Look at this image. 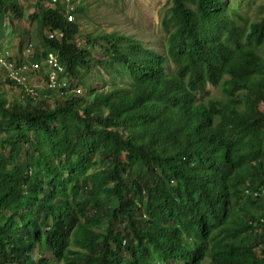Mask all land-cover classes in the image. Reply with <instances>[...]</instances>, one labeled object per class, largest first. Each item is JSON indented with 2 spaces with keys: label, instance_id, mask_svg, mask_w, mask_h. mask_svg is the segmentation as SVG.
Segmentation results:
<instances>
[{
  "label": "trees",
  "instance_id": "16d2710c",
  "mask_svg": "<svg viewBox=\"0 0 264 264\" xmlns=\"http://www.w3.org/2000/svg\"><path fill=\"white\" fill-rule=\"evenodd\" d=\"M48 2L30 17L38 58L78 78L100 47L110 88L53 105L0 90V264H264V209L245 192L264 183V15L245 26L228 0H171L158 52L118 31L81 46Z\"/></svg>",
  "mask_w": 264,
  "mask_h": 264
},
{
  "label": "rangeland",
  "instance_id": "374dc122",
  "mask_svg": "<svg viewBox=\"0 0 264 264\" xmlns=\"http://www.w3.org/2000/svg\"><path fill=\"white\" fill-rule=\"evenodd\" d=\"M18 2L24 12L22 18H15L10 10L4 9L0 13V55L22 60L27 56L24 51L27 42L31 41L35 49L40 50L42 46L44 37L37 21L30 17L37 9V4L47 7L49 2L48 0H18ZM74 3L75 7L80 9V11H75V21L80 25L78 42L81 46L84 45L83 39L87 35L95 36L118 31L120 34L142 40L147 48L152 47L158 52L164 50L167 33L163 30L161 21L172 4L171 0H74ZM228 7L230 16L236 19L240 25L249 26L250 23L261 19L264 15V0H228ZM241 16L245 20H242ZM46 32L48 30L43 32V35ZM91 49L95 58L103 57L100 47L96 48L94 45ZM259 52L264 57V44L259 47ZM39 55L44 57L43 52ZM95 58L90 60L91 68L88 72L81 66L82 74L78 78H69L71 90L67 95L74 91L84 93L92 87L99 92L110 88L109 74L102 66L96 64ZM41 68H46V65L42 64ZM8 82L4 72L0 69V90H5L9 98L20 97V88L12 86ZM44 88H46V79H44ZM44 88L39 86L38 90ZM45 93L50 105H53L58 99L56 93L50 90ZM204 95L206 97H224L219 86L212 85L206 87ZM262 108L264 109V106ZM101 166L102 164H99L97 168H101ZM71 249H74L73 245H71ZM52 263L65 264L63 260L56 258H53Z\"/></svg>",
  "mask_w": 264,
  "mask_h": 264
},
{
  "label": "clouds",
  "instance_id": "9594fccd",
  "mask_svg": "<svg viewBox=\"0 0 264 264\" xmlns=\"http://www.w3.org/2000/svg\"><path fill=\"white\" fill-rule=\"evenodd\" d=\"M59 1L63 5L64 11H65V13L67 15L68 20L69 21H75V19H76V16H75L76 7H75L74 0H70V4H72V6H73V9L70 12H67V8H66L67 5H66L65 2H62L61 0H59ZM69 14H72L74 16V18L73 19H69ZM55 31L58 34L55 35L53 38H49L48 35H47L48 32H55ZM48 32H46L45 35L49 39H61V37H62V34H61V32L59 30L49 29ZM29 44H32V43L30 41L27 42L26 43V49H27V47H28ZM26 49L24 51H26ZM33 50H34V53L32 52V54L27 55L25 59H22V60H18L17 59L18 61H23V62H26V63H30L32 61L33 62L36 61V62L39 63V68L37 70H32L31 72H29V74H28L29 75V79H28L27 84H25V85H19L15 81L10 80L7 77V74H6L5 69L2 68V67H0V69L4 72L5 79L8 80V81H10V82H13L14 84H11L12 86H15V87H19L20 88V94H21V96L18 97V98H21V99L23 97H27V98L32 97V98H34V100H39V99H41V96L42 97H46L47 96L46 93H45V91H48V90H50L51 92L54 91L56 93V96L58 98H63L69 92V90H71L70 83H69V78L71 76L66 71V66L63 64V62L60 61V59H59V57L57 55L60 64L63 66V71L61 72L60 76L63 79V81H65L67 83V85L65 87H61V88H50L49 87V65L47 63V56H48V54L50 52H53L55 54H57V53L54 52V51H48L47 53H45L44 49H42L41 52H40V54L43 52L44 53V57H42V59H39L38 58V55H36L34 44H33ZM0 56H2V55H0ZM3 57H5V56H3ZM5 58H7V57H5ZM8 58H10V57H8ZM42 64H45L46 65V68H43V69H45V74H46V76L44 78V79H46V88H44L42 90H38L39 87H37V85H35V84H32L30 82V78L32 76L39 77L40 75H43L42 74L43 69L41 68V65ZM30 88L34 89V91H35L36 94L30 93L29 92V89ZM75 92H77V91H74L72 93H75ZM245 192H246V194L247 193L251 194L252 198L257 199V201L260 203L261 207L264 209V183L257 185V187L254 188V189L247 188L245 190ZM262 220H264V218H262ZM71 245L72 244L70 243L69 250H76L77 249L76 247H74V249H71ZM46 255L51 259V263H52L53 258H56V259L60 260L56 256L52 255L51 252H47ZM66 256L67 257H70L69 256V252H66ZM65 264H66V262H65Z\"/></svg>",
  "mask_w": 264,
  "mask_h": 264
},
{
  "label": "built area",
  "instance_id": "2783aa9c",
  "mask_svg": "<svg viewBox=\"0 0 264 264\" xmlns=\"http://www.w3.org/2000/svg\"><path fill=\"white\" fill-rule=\"evenodd\" d=\"M56 2L57 0H52ZM62 2L66 3L67 12H70L73 9L72 4H70V0H61ZM74 16L69 14V19H73ZM58 33L55 32H48V37L53 38ZM26 54L34 53L33 44H29L26 49ZM47 63L49 65V87L50 88H61L65 87L67 83L63 81L60 74L63 71V66L60 64L57 54L50 52L47 56ZM0 67L4 68L7 74V77L15 81L19 85H25L29 79V72L32 70H37L39 68L38 62H30L26 63L23 61H18L15 58H5L0 56ZM29 92L32 94H36L34 89L30 88Z\"/></svg>",
  "mask_w": 264,
  "mask_h": 264
},
{
  "label": "crops",
  "instance_id": "0c3cea01",
  "mask_svg": "<svg viewBox=\"0 0 264 264\" xmlns=\"http://www.w3.org/2000/svg\"><path fill=\"white\" fill-rule=\"evenodd\" d=\"M43 75H40L39 77H35V76H32L30 78V82L32 84H35L37 85V87L41 86L42 88H44V78L46 76L45 74V69H43V72H42Z\"/></svg>",
  "mask_w": 264,
  "mask_h": 264
}]
</instances>
